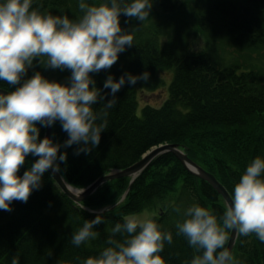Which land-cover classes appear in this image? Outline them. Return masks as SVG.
<instances>
[{"label": "trees", "instance_id": "obj_1", "mask_svg": "<svg viewBox=\"0 0 264 264\" xmlns=\"http://www.w3.org/2000/svg\"><path fill=\"white\" fill-rule=\"evenodd\" d=\"M180 9L186 10L189 19L181 16ZM42 10L70 18L81 14L78 0H42ZM120 23L127 31L136 28L134 45L119 54L110 69L90 73L96 87L103 88L110 74L118 80L124 73L147 71L150 77L134 86L125 84L116 93L108 129L96 148L79 155L78 145L59 150L58 155L67 154L59 171L64 180L85 188L113 170L132 166L154 146L179 144L231 194L251 160L264 157V0H155L144 22L121 14ZM197 36L204 42L201 50L191 48ZM38 61L34 60L25 79L39 71L49 80L69 83L70 70L46 68ZM163 74H169V80ZM15 87L0 81V88L14 91ZM160 88L167 92L160 106H140V92ZM107 99L111 96L105 103ZM93 107L102 105L97 102ZM44 135L45 127H41L40 139ZM67 138L59 122L52 126L54 143L63 144ZM38 158L29 154L17 174L23 175ZM130 180L108 181L76 204L46 171L41 187L26 203L13 201L11 212L0 210V264H13V260L18 264H80L107 246L111 228L122 223L125 215L159 208L178 182V198L160 207L158 223L173 235V242L165 243L160 254L166 264H190L200 253L176 235L175 225L193 203L222 216L226 205L221 196L169 152L154 158L121 200ZM173 206L180 207L181 213L173 211ZM98 214L103 215V222L95 226L97 238L79 247L72 245V234L84 220ZM116 238L122 239L119 234ZM232 254L238 264H264V243L255 234L238 236Z\"/></svg>", "mask_w": 264, "mask_h": 264}, {"label": "clouds", "instance_id": "obj_2", "mask_svg": "<svg viewBox=\"0 0 264 264\" xmlns=\"http://www.w3.org/2000/svg\"><path fill=\"white\" fill-rule=\"evenodd\" d=\"M154 2L78 0L81 14L70 18L42 10V0H0V81L17 86L6 94L0 92V210L11 212L13 201L26 203L41 187L46 171H60V163L67 158L66 153L58 155L62 147L78 145L77 155L96 148L108 129L107 117L117 104L116 93L125 84L148 81L147 71L124 73L118 80L110 74L103 88H97L90 73L110 69L119 54L134 45L136 28L122 29L121 14L144 22ZM37 58L46 68L70 70L69 83L49 80L39 71L25 79ZM109 95L111 99L105 103ZM97 102L102 107L94 109ZM57 122L68 136L63 144L48 136L40 139V128ZM29 154L39 158L18 175ZM172 210L181 213L178 206ZM159 215L158 208L125 215L122 223L111 228L107 246L80 264H166L160 253L165 243L173 242V235L162 230ZM182 215L183 221L175 225L176 235L200 253L190 264H238L226 247L229 233L255 234L264 243V157L256 156L246 166L222 216L199 203L184 209ZM102 216L84 220L72 234L71 244L79 247L96 239L99 233L94 229L103 222ZM118 234L122 239L116 238ZM13 264L18 262L13 260Z\"/></svg>", "mask_w": 264, "mask_h": 264}, {"label": "water", "instance_id": "obj_3", "mask_svg": "<svg viewBox=\"0 0 264 264\" xmlns=\"http://www.w3.org/2000/svg\"><path fill=\"white\" fill-rule=\"evenodd\" d=\"M0 92L6 94L9 91L0 88ZM45 136L51 138L52 126L45 127L44 137ZM164 152H171L172 154H174L177 157V159L183 164V166L186 168L187 171H189L194 176L198 177L199 179L210 185L222 197L225 204L229 201L230 194L224 188V186L211 173L207 172L199 165H197L195 162H193L187 156L185 149L179 146L178 144L164 145L159 148L157 147L155 149H152L150 152L145 154L140 161L128 167L127 169H124L119 172L110 173L109 175H105L83 190L69 188V186L65 183L63 177L59 172L54 173L51 169H49L48 173L50 174L53 181L58 185V187L65 195H67L74 202L79 203L85 198H87L90 194H92L101 184L107 181L121 177H131L132 178L131 182H132L134 180L133 177L134 176L136 177L137 173L139 174L140 172H142L148 166V164L154 159V157ZM71 189L74 190L75 192H73ZM236 239L237 236L235 235V232L230 233L227 247L230 249L231 252H233V249L235 247Z\"/></svg>", "mask_w": 264, "mask_h": 264}, {"label": "rangeland", "instance_id": "obj_4", "mask_svg": "<svg viewBox=\"0 0 264 264\" xmlns=\"http://www.w3.org/2000/svg\"><path fill=\"white\" fill-rule=\"evenodd\" d=\"M180 14H181V16L182 15L185 16L186 19H189V16L190 15L188 13L186 14V10L185 9H180ZM203 47H204L203 40L199 36L195 37V39H193V43H191V48H194L196 50H201ZM163 76H164V78L166 80H169V77H170L169 74H163ZM143 91L144 92H140L139 95H138L139 96L140 106H143L145 104H149V105L158 107V106H160L163 103V101L165 100L166 95H167V92H166L165 88H163V89L162 88L156 89L155 91L154 90H152V91H150V90H143ZM140 94H141V96H140ZM140 106H139V109H140ZM164 145H166V144H162L161 146H164ZM161 146H157V147L159 148ZM157 147L155 146V147L149 149L145 154H147L152 149H155ZM164 153H167V152H164ZM169 153H171V152H169ZM180 184L181 183L178 182L176 184V187H175L174 191L170 192L169 195H167L164 198L163 204H161L162 206L167 205L168 202L172 203V202H174L178 198L179 192H180V188H181L180 187Z\"/></svg>", "mask_w": 264, "mask_h": 264}, {"label": "bare ground", "instance_id": "obj_5", "mask_svg": "<svg viewBox=\"0 0 264 264\" xmlns=\"http://www.w3.org/2000/svg\"><path fill=\"white\" fill-rule=\"evenodd\" d=\"M72 190V189H71ZM73 191V190H72ZM73 192H75V191H73Z\"/></svg>", "mask_w": 264, "mask_h": 264}]
</instances>
